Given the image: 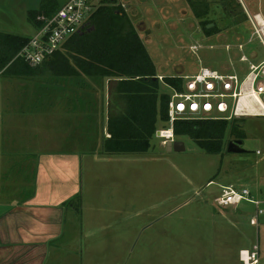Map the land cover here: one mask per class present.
<instances>
[{
  "label": "rangeland",
  "instance_id": "374dc122",
  "mask_svg": "<svg viewBox=\"0 0 264 264\" xmlns=\"http://www.w3.org/2000/svg\"><path fill=\"white\" fill-rule=\"evenodd\" d=\"M242 1L250 12L260 11L249 0H114L109 6L127 15L165 81L204 67L237 68L243 76L247 64L240 61L239 45L247 56L256 52L263 58L258 42L249 44L252 27ZM106 20L103 15L88 28L94 31ZM26 29L20 34L35 30ZM193 45L202 48L194 53ZM5 75L25 83L88 84L92 90L105 81L60 78L50 65L29 78ZM164 91L170 92L166 85ZM237 118L243 119L242 154L228 152L236 141L229 133L221 155L206 154L186 137L179 140L185 151H168L156 135L146 154L87 166L84 201L76 208L87 234L82 240L85 264H239V252L256 243L264 261V216L256 226L250 222L252 205L220 207L216 202L227 186L247 187L264 197V117Z\"/></svg>",
  "mask_w": 264,
  "mask_h": 264
},
{
  "label": "crops",
  "instance_id": "0c3cea01",
  "mask_svg": "<svg viewBox=\"0 0 264 264\" xmlns=\"http://www.w3.org/2000/svg\"><path fill=\"white\" fill-rule=\"evenodd\" d=\"M44 1L0 0V32L24 36L33 26L24 36L32 37L30 12ZM254 1L262 11L264 1ZM8 79L0 72V264H85L77 209L87 166L119 156L100 154L111 138L115 80L92 90Z\"/></svg>",
  "mask_w": 264,
  "mask_h": 264
},
{
  "label": "trees",
  "instance_id": "16d2710c",
  "mask_svg": "<svg viewBox=\"0 0 264 264\" xmlns=\"http://www.w3.org/2000/svg\"><path fill=\"white\" fill-rule=\"evenodd\" d=\"M111 4V2H109ZM104 4L91 16L80 33L69 39L63 48L42 65H50L57 77L86 76L96 80H115L114 105L109 117L110 139L102 143V155H141L153 148L158 130L169 128L170 95L165 84H181L182 80L166 78L162 83L137 29L122 9ZM60 7L45 0L29 20L40 27L37 18L51 16ZM106 15V23L90 30V23ZM31 37L0 32V72L17 77H33L38 67H31L17 58ZM156 78V79H155ZM241 118L179 120L174 124L175 140L186 137L208 155L226 151L225 138L229 133L243 140Z\"/></svg>",
  "mask_w": 264,
  "mask_h": 264
},
{
  "label": "built area",
  "instance_id": "2783aa9c",
  "mask_svg": "<svg viewBox=\"0 0 264 264\" xmlns=\"http://www.w3.org/2000/svg\"><path fill=\"white\" fill-rule=\"evenodd\" d=\"M112 1L114 0H69L55 14L39 16L37 21L40 27L36 28L17 58L23 59L31 67L42 65L60 51L69 39L81 32L98 8ZM243 6L252 27L249 44L258 42L264 53V13H253L244 3ZM238 47L242 52L240 61L247 64L243 76L237 68L223 72L204 67L197 74L172 77L182 80L179 85L164 83L170 90V122L169 128L158 130L156 135L165 145L168 141H175L174 124L179 120L264 117V56L260 58L256 52L247 56L244 46ZM201 48V45H193L191 50L196 53ZM158 78L164 82L163 77ZM216 202L220 207L252 205L255 214L250 222L256 226L258 219L264 216V197L254 195L247 187L227 186L222 189ZM239 260V264H264L259 244L242 249Z\"/></svg>",
  "mask_w": 264,
  "mask_h": 264
},
{
  "label": "water",
  "instance_id": "95a60500",
  "mask_svg": "<svg viewBox=\"0 0 264 264\" xmlns=\"http://www.w3.org/2000/svg\"><path fill=\"white\" fill-rule=\"evenodd\" d=\"M242 146H243V142L241 140L232 141L228 145V152L233 154L245 153L246 150L243 149ZM166 147L168 151L175 150L177 152L185 151L186 149L184 143L181 141H168Z\"/></svg>",
  "mask_w": 264,
  "mask_h": 264
},
{
  "label": "bare ground",
  "instance_id": "6f19581e",
  "mask_svg": "<svg viewBox=\"0 0 264 264\" xmlns=\"http://www.w3.org/2000/svg\"><path fill=\"white\" fill-rule=\"evenodd\" d=\"M244 100L246 101V99H244ZM244 100H242V104H243ZM239 111L241 112L242 110L240 109ZM240 115H241V113H240Z\"/></svg>",
  "mask_w": 264,
  "mask_h": 264
}]
</instances>
